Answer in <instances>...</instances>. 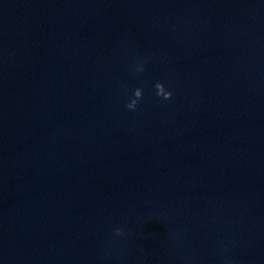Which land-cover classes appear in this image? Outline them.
Wrapping results in <instances>:
<instances>
[{"label": "clouds", "instance_id": "obj_1", "mask_svg": "<svg viewBox=\"0 0 264 264\" xmlns=\"http://www.w3.org/2000/svg\"><path fill=\"white\" fill-rule=\"evenodd\" d=\"M140 71H143V69L141 68ZM155 89H156V95L162 97L163 99L167 100L170 99L172 96V92L171 91H167L165 89V86L162 82L157 81L154 85ZM133 97L127 104L126 107L130 110H135L138 106V103L140 100L143 99V89L142 88H136L134 90L133 93ZM115 234L120 236V235H124L123 229L117 228L115 229Z\"/></svg>", "mask_w": 264, "mask_h": 264}]
</instances>
